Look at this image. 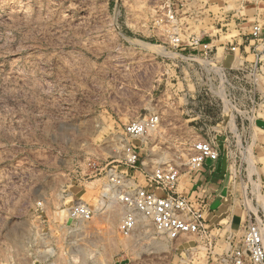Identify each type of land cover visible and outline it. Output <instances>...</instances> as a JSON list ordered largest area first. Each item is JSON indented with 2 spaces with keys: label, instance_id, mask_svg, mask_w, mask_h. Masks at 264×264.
I'll return each mask as SVG.
<instances>
[{
  "label": "rangeland",
  "instance_id": "1",
  "mask_svg": "<svg viewBox=\"0 0 264 264\" xmlns=\"http://www.w3.org/2000/svg\"><path fill=\"white\" fill-rule=\"evenodd\" d=\"M259 1L254 21L241 0H0V264H225L215 227L170 240L141 216L125 235L111 178L146 186L174 167L183 190L201 139L247 160L264 118ZM237 24L260 39L209 61L187 41Z\"/></svg>",
  "mask_w": 264,
  "mask_h": 264
},
{
  "label": "built area",
  "instance_id": "2",
  "mask_svg": "<svg viewBox=\"0 0 264 264\" xmlns=\"http://www.w3.org/2000/svg\"><path fill=\"white\" fill-rule=\"evenodd\" d=\"M261 31L260 25H253L251 39H260ZM192 41L193 44L199 42L197 39ZM230 46L236 52L237 46ZM212 52L213 46L205 43L200 54L209 61L214 59ZM219 70L222 72L223 68ZM157 120L156 116H146L128 124L126 132L131 137L143 136L156 125ZM133 157L137 159L136 155ZM220 157L221 152L211 139L198 140L193 144L188 160L190 172L201 169L207 161L216 162ZM111 182V194L118 197L124 207L121 230L125 235L135 230L141 216L152 222L159 236L170 240L209 233L205 217L206 202L202 199H190L177 191L180 172L176 168L156 170L147 180L146 186L135 187L119 177L111 178ZM74 210V217L78 219L89 218L92 212L83 205L76 206ZM228 240L230 247L223 257L225 264H264V214H248L237 234H233ZM120 264L131 263L121 261Z\"/></svg>",
  "mask_w": 264,
  "mask_h": 264
},
{
  "label": "crops",
  "instance_id": "3",
  "mask_svg": "<svg viewBox=\"0 0 264 264\" xmlns=\"http://www.w3.org/2000/svg\"><path fill=\"white\" fill-rule=\"evenodd\" d=\"M261 7L259 0H241L238 11L247 12V15L253 14L255 21L256 11ZM236 26L238 33L230 34V38L224 41L222 38L228 33H221L222 28L215 25H212L213 30L206 35L199 39L188 37L187 41L193 44L192 39L199 40L192 48H198L200 52L205 43L213 46L217 52L219 48L224 52L229 43L244 42L250 38V28H241V24ZM255 123V128L251 126L254 129L251 131L254 147L251 153H248L249 147H246V161L240 158L241 161L237 162V154L234 153V160L231 162L232 154L228 155L223 147L218 161H207L201 169L189 172L184 189H179L180 185L177 188L180 194L190 199H202L206 202L205 217L208 225L217 229V236H223L222 239L228 245L226 251L230 247L229 237L237 234L248 214H264V118H259Z\"/></svg>",
  "mask_w": 264,
  "mask_h": 264
},
{
  "label": "bare ground",
  "instance_id": "4",
  "mask_svg": "<svg viewBox=\"0 0 264 264\" xmlns=\"http://www.w3.org/2000/svg\"><path fill=\"white\" fill-rule=\"evenodd\" d=\"M150 45H151V44H150ZM152 47L155 48L156 46L153 45ZM156 48H157V47H156ZM156 48H155V49H156ZM162 50H163L162 53H164L165 55L173 54L172 51H167V50H165V49H162ZM162 53H161V54H162ZM175 54H176V53H175ZM223 66H224V65H223ZM223 66H222V67H223ZM232 66H233V65H232ZM214 67H215V66H214ZM222 67H221V68H222ZM216 69H217V68H216ZM221 74H222V73H221Z\"/></svg>",
  "mask_w": 264,
  "mask_h": 264
}]
</instances>
